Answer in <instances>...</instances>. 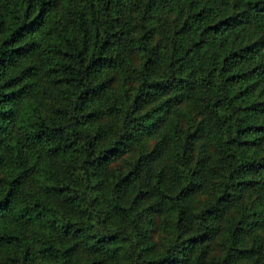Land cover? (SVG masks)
Here are the masks:
<instances>
[{"label":"trees","instance_id":"16d2710c","mask_svg":"<svg viewBox=\"0 0 264 264\" xmlns=\"http://www.w3.org/2000/svg\"><path fill=\"white\" fill-rule=\"evenodd\" d=\"M0 264H264V0H0Z\"/></svg>","mask_w":264,"mask_h":264},{"label":"rangeland","instance_id":"374dc122","mask_svg":"<svg viewBox=\"0 0 264 264\" xmlns=\"http://www.w3.org/2000/svg\"><path fill=\"white\" fill-rule=\"evenodd\" d=\"M188 118V117H187ZM191 121V119L189 120V119H187V122L189 123Z\"/></svg>","mask_w":264,"mask_h":264}]
</instances>
